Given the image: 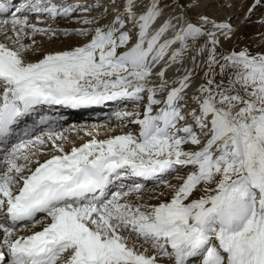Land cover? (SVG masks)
Listing matches in <instances>:
<instances>
[{"label":"snow or ice","instance_id":"snow-or-ice-1","mask_svg":"<svg viewBox=\"0 0 264 264\" xmlns=\"http://www.w3.org/2000/svg\"><path fill=\"white\" fill-rule=\"evenodd\" d=\"M204 7L0 2V264H264V0ZM114 101L120 134L65 147L60 109Z\"/></svg>","mask_w":264,"mask_h":264},{"label":"bare ground","instance_id":"bare-ground-1","mask_svg":"<svg viewBox=\"0 0 264 264\" xmlns=\"http://www.w3.org/2000/svg\"><path fill=\"white\" fill-rule=\"evenodd\" d=\"M1 2H8V0H0ZM22 0L19 1L18 5L23 3ZM70 1V0H68ZM225 1V2H224ZM227 1L231 0H205L207 7H204L202 10L205 11L206 9H209L208 15L214 16L217 18H224L227 17L229 14L234 13L236 15L235 19L233 20V23L240 24L241 18L243 16V12L246 10L248 4L251 3V0H241L240 4L237 3L235 8H229L225 12V16H223L221 13H218L219 5H221L223 2L227 3ZM86 0H71L69 3H85ZM222 8V7H221ZM239 12L236 13L237 10ZM224 10V8H223ZM232 15V16H234ZM255 16L254 20L259 19V17H264V8H261L259 12ZM33 22L34 19H33ZM60 28H67L69 30L74 28H79L82 25L70 23L66 20H58L57 25ZM259 26H256V29L254 32L257 31ZM241 31L249 35L250 30L248 27H244L241 29ZM37 42L41 45L40 51L41 52H50L55 50H62L70 45L78 44L82 41V38L72 36V37H64L61 36L55 40L48 41L45 37L37 36L36 37ZM38 56H31L30 59H36ZM105 107V108H103ZM133 111L134 106L131 102L125 104L123 102L114 101V102H106L104 105L98 106V107H91L90 109H60L59 115L63 117L62 120H66L67 124L63 126V129L65 130V135L68 136L69 144L65 145V147H70L71 143H75L77 145L86 142L91 137L86 135L87 132H99L98 138H105L108 135H115L120 134L121 129L118 127L120 121H117L115 118V113L117 111ZM46 115H57L56 111H45ZM28 123H31V120H28ZM62 124V123H61ZM70 127L73 128L70 132ZM135 131V129H129ZM73 131V132H72ZM43 159V157L41 158ZM171 183H178L175 179H172L171 177L168 178ZM148 192L152 191H166V189L163 188H156V185L153 184L151 181L146 182ZM145 198L147 199V193H145ZM150 203H154L155 201H148ZM39 231L40 226H37L35 229H27L25 231L20 232V235H27L30 234L31 231Z\"/></svg>","mask_w":264,"mask_h":264},{"label":"rangeland","instance_id":"rangeland-1","mask_svg":"<svg viewBox=\"0 0 264 264\" xmlns=\"http://www.w3.org/2000/svg\"><path fill=\"white\" fill-rule=\"evenodd\" d=\"M240 1L241 0H231V1H227V3H224L225 2L224 1L221 5L218 6V8H220L218 10V13H221L223 16H225V12L224 11H226L227 9L229 10V8H235L236 5H238L237 3L240 4ZM223 8H224V10H223ZM239 11H240V9L237 10L236 13L239 12ZM205 12L208 14L209 13V9H206ZM232 15H234V13H231L228 16H232ZM233 17H236V15H234ZM254 18H255V16L252 17L253 20H254ZM248 28L250 30V34L249 35H251L252 33H254V31L256 29V27H248ZM103 108H105V107H103ZM66 122H67L66 120H61L62 126L66 125L68 123V122L67 123ZM70 128H71L70 129V132H71V130H73V128L72 127H70Z\"/></svg>","mask_w":264,"mask_h":264}]
</instances>
